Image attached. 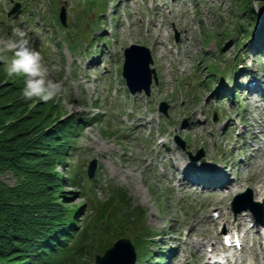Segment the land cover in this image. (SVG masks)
<instances>
[{"label":"rangeland","instance_id":"374dc122","mask_svg":"<svg viewBox=\"0 0 264 264\" xmlns=\"http://www.w3.org/2000/svg\"><path fill=\"white\" fill-rule=\"evenodd\" d=\"M61 9L65 27L58 19ZM17 27L43 56L50 78L63 82V94L54 101L82 123L70 141L67 165L85 178L83 187L72 186L66 167L59 168L62 190L72 193V204H89L92 223L99 218L94 213L107 206L110 185L145 212L141 223L112 229L104 243L95 240L87 264L120 238L143 255V234L155 236L148 246L164 251L162 264H206L208 250L220 248L223 226L210 220L225 213L233 222L240 214L230 210L232 198L256 188V180L264 183V89L248 93L235 86L249 80L247 69L264 88V44L257 40L264 33V1L0 0V36ZM130 45L150 50L158 80L149 96L130 94L121 77ZM160 103L167 105L166 114ZM196 156L198 163L222 166L237 185L222 184L216 197L201 186L181 190L183 164ZM1 179L14 183L10 175ZM246 213L240 215L244 226L234 222L226 229L244 236V249L231 264H261L263 240ZM196 243L205 247L199 250Z\"/></svg>","mask_w":264,"mask_h":264},{"label":"trees","instance_id":"16d2710c","mask_svg":"<svg viewBox=\"0 0 264 264\" xmlns=\"http://www.w3.org/2000/svg\"><path fill=\"white\" fill-rule=\"evenodd\" d=\"M3 66L0 63V264H87L95 240L104 243L112 229L120 232L141 223L145 212L113 185L107 206L94 213L101 218L94 223L86 217L93 213L87 202L71 203L72 193L62 190L59 168H68L73 187H83L85 178L67 165L70 141L82 123L62 112L58 102L36 101L32 106L25 101L23 78L8 77ZM4 175L11 176L13 185L1 179ZM153 239L143 234L144 254L138 256L135 250L136 264L165 260L161 248L150 250Z\"/></svg>","mask_w":264,"mask_h":264},{"label":"clouds","instance_id":"9594fccd","mask_svg":"<svg viewBox=\"0 0 264 264\" xmlns=\"http://www.w3.org/2000/svg\"><path fill=\"white\" fill-rule=\"evenodd\" d=\"M28 33L17 27L10 36H0V63L8 77H21V90L25 101L49 102L58 100L64 91L63 82L50 78V68L40 52L30 46ZM64 105L71 108L67 99Z\"/></svg>","mask_w":264,"mask_h":264},{"label":"water","instance_id":"95a60500","mask_svg":"<svg viewBox=\"0 0 264 264\" xmlns=\"http://www.w3.org/2000/svg\"><path fill=\"white\" fill-rule=\"evenodd\" d=\"M255 1H264V0H255ZM19 5L16 4L11 10L10 14H13L18 10ZM59 21L62 26H66L65 22V13L61 9L59 12ZM124 63L122 68V78L126 81V87L129 89V92L134 95L136 93L145 92L146 96H149L150 89L152 85V80L154 84H157V76L155 70L151 68L153 63L150 50L146 47L139 45H130L124 50ZM167 105L165 103H160L159 111L163 114H166ZM201 153L199 152L198 155ZM198 157H196L197 159ZM96 163L95 161L91 162L87 170V176L91 179L94 175ZM243 197V198H242ZM245 199L246 202H252V196L250 191H247L243 195H237L235 201L232 203V210L235 213H240L243 209H236V202L239 199ZM95 264H135V251L130 242V240L121 238L117 240L111 248L106 250V252L100 256L96 255L94 259Z\"/></svg>","mask_w":264,"mask_h":264},{"label":"bare ground","instance_id":"6f19581e","mask_svg":"<svg viewBox=\"0 0 264 264\" xmlns=\"http://www.w3.org/2000/svg\"><path fill=\"white\" fill-rule=\"evenodd\" d=\"M175 1H177V0H175ZM154 27H156V25ZM241 72H242V70H241ZM243 74H248L249 80L244 84L239 83V85H238V83H236L235 86L240 87V89H242V90L248 91V93L262 92V90L264 88L261 85V81L259 79H257L256 76H254V74L252 72L247 71V69H246L245 71H243ZM220 90H221L220 92L223 91L224 93L227 91L226 88H224V87H220ZM260 96L264 97V94L260 95ZM262 100L264 101V98H262ZM263 124H264V122H263ZM260 132L261 133L264 132V125H263ZM255 139H256V137L253 138V141ZM225 159H227V158H225ZM221 167L216 166V165L211 164V163H204V162L198 163L197 161H194L191 159L185 165L183 164V167L181 170L182 177L179 181L183 182L185 184L180 183L178 186H179V188H181V190L189 189L190 186H201L202 189H209L208 192H209L211 197H216L220 192L219 189H220V187H222V185H221L222 183L224 185H231L233 183H235L234 185H237V181L232 182V180L231 181L227 180L226 171ZM223 167H224V165H223ZM176 169L179 170V168H176ZM256 183H257V187L252 188L251 192L255 196V201L261 203L264 206V183L262 182V184H261L260 180H256ZM244 213H241L240 215H242ZM240 215L235 217V220L232 222L229 214L219 213V216L217 217V219H212V220H210V222H212L213 225H215V226L216 225L218 226L221 223H223L221 231L228 229L229 226L234 224V222H236V226L240 228V227L245 225L244 224L245 222L243 219L240 218ZM196 245H197L196 246L197 249H199V250L205 247V243H196ZM215 250H216V248L213 246L212 251H215ZM262 250H263V248L261 247V251ZM261 254H262V261H263L264 260L263 251ZM262 261H261V264H263Z\"/></svg>","mask_w":264,"mask_h":264}]
</instances>
